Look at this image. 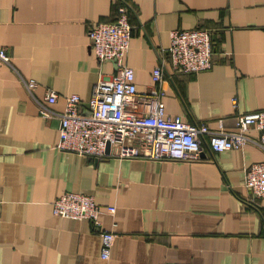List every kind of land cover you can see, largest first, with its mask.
Here are the masks:
<instances>
[{
	"label": "crops",
	"instance_id": "crops-1",
	"mask_svg": "<svg viewBox=\"0 0 264 264\" xmlns=\"http://www.w3.org/2000/svg\"><path fill=\"white\" fill-rule=\"evenodd\" d=\"M119 3L133 25L125 62L139 94L163 61L169 116L231 129L237 113L264 110V0H0V47L11 56V65L0 62V264H264V198L244 186L245 168L264 160L257 146L213 152L203 143L184 161L57 149L65 97L85 104L113 71L88 32L115 20ZM194 28L212 33V66L175 71L162 52L169 32ZM48 89L58 94L52 104ZM68 191L104 209L102 226L116 235L108 259L89 220L52 213Z\"/></svg>",
	"mask_w": 264,
	"mask_h": 264
},
{
	"label": "built area",
	"instance_id": "built-area-1",
	"mask_svg": "<svg viewBox=\"0 0 264 264\" xmlns=\"http://www.w3.org/2000/svg\"><path fill=\"white\" fill-rule=\"evenodd\" d=\"M133 25L126 5L117 8L115 20L96 22L88 32L92 52L100 62L113 63L110 75L101 76L92 95L83 104L76 93L65 97L59 114L57 149L96 159L107 157L140 158L149 160H193L200 156L203 143L211 151L240 149L252 144L264 152V110L239 112L234 125L226 129L221 119L214 127L205 122H189L180 116L166 113L163 86V61L151 73L150 89L139 94L132 67L126 64ZM169 45L162 50L168 55L173 70L198 73L212 66V33L208 29H173ZM0 62L11 65L5 46L0 47ZM26 88L32 91L36 82L29 79ZM55 90L48 89L44 101L57 100ZM234 108L237 100L232 99ZM41 113L54 115L44 107ZM254 128L257 135H251ZM109 145L108 151L106 150ZM244 186L258 198H264V160L245 168ZM104 209L90 195L64 192L52 203V213L71 219H87L100 236V258L110 257L115 234L102 226ZM105 211L113 213L114 206Z\"/></svg>",
	"mask_w": 264,
	"mask_h": 264
},
{
	"label": "trees",
	"instance_id": "trees-1",
	"mask_svg": "<svg viewBox=\"0 0 264 264\" xmlns=\"http://www.w3.org/2000/svg\"><path fill=\"white\" fill-rule=\"evenodd\" d=\"M120 5H121V4L119 3V4L117 5V8H118V6H120ZM117 8H116V9H117ZM212 49H213V40H212Z\"/></svg>",
	"mask_w": 264,
	"mask_h": 264
},
{
	"label": "water",
	"instance_id": "water-1",
	"mask_svg": "<svg viewBox=\"0 0 264 264\" xmlns=\"http://www.w3.org/2000/svg\"><path fill=\"white\" fill-rule=\"evenodd\" d=\"M108 149H109V145L107 144V148H106V150L108 151Z\"/></svg>",
	"mask_w": 264,
	"mask_h": 264
}]
</instances>
